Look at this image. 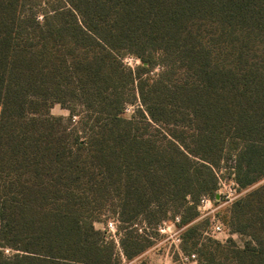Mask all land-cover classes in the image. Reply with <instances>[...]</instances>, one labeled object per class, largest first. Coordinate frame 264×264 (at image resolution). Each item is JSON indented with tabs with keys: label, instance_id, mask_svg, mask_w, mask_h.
Listing matches in <instances>:
<instances>
[{
	"label": "trees",
	"instance_id": "obj_1",
	"mask_svg": "<svg viewBox=\"0 0 264 264\" xmlns=\"http://www.w3.org/2000/svg\"><path fill=\"white\" fill-rule=\"evenodd\" d=\"M227 159L264 180V0H0V264H123L178 214L201 264H264V183L242 245L194 223Z\"/></svg>",
	"mask_w": 264,
	"mask_h": 264
},
{
	"label": "rangeland",
	"instance_id": "obj_2",
	"mask_svg": "<svg viewBox=\"0 0 264 264\" xmlns=\"http://www.w3.org/2000/svg\"><path fill=\"white\" fill-rule=\"evenodd\" d=\"M124 62L126 63L127 66L129 67H136L137 65L140 64V61L134 57H126L124 59ZM157 72V71H155ZM135 111V107L130 106L128 107V109L125 112V116L127 118H131L134 114ZM52 114L55 116H65L67 117L69 115V111L66 109H63L60 105H55L52 109ZM234 162L232 159H227L226 164H222L221 169L219 170V174L222 180V184L221 187L219 188L220 190L216 193V196L221 195V199H217L212 203L213 207V213H211L209 216L207 217H201L200 213L198 218L194 221V223H202L203 224V228L201 229L202 231V238H208L211 237L212 239L218 240L222 243H225L228 239H233L234 241H236L239 245L243 244V238H241L239 235L237 234H232L227 221L229 219V211L230 208L232 206V204L234 203V201H236L238 198H240L241 196L245 195L249 190H251L252 188H255L261 184L264 183V180H262L260 183H258L257 185H255L254 187L250 188V189H245V190H241L240 188H237V193H236V200H233V202H227V200L225 199L224 195L229 193L231 191V188H234V180H235V175H234ZM236 187V186H235ZM213 200V199H212ZM182 214H178L176 216H181ZM175 217V216H174ZM174 217H170L167 221H172L174 219ZM215 217L216 220H219L221 223L224 224V232L220 233V234H213L211 233V230L209 228L210 226V219ZM115 220L114 218L108 217L105 219V221L103 223H97L96 227L98 229H102L105 230V227L107 225L108 222ZM208 220V223H207ZM139 228L142 227V224L139 223V225H137ZM180 228L182 229L181 232V237L183 235V233L186 231L187 227L181 224L179 225ZM148 235L153 236L152 239L154 240V245L149 248L146 252H144L141 256H139L137 259L133 260V261H126L125 259L123 260V264H174V262L177 261L178 259V255L173 254V246H171V240L167 239V236L159 234L156 230L155 232L152 231L150 228L147 231ZM157 233V235L155 234ZM182 245H183V240H182ZM186 247H188V249H190V241L187 242V244H185ZM183 252L185 254H190L191 252H189V250H184L183 247H181ZM191 250V249H190ZM192 251V250H191ZM192 253H196V252H192Z\"/></svg>",
	"mask_w": 264,
	"mask_h": 264
},
{
	"label": "built area",
	"instance_id": "obj_3",
	"mask_svg": "<svg viewBox=\"0 0 264 264\" xmlns=\"http://www.w3.org/2000/svg\"><path fill=\"white\" fill-rule=\"evenodd\" d=\"M221 184H222V180L220 178L219 188L221 187ZM233 184H234V188H231V191L224 195L227 202H233V200H236V198L238 197V196L236 197V193H237V188H239V185L237 184L235 180ZM219 188L217 192L220 190ZM219 199H221V195ZM213 202L214 200H212V198L209 196L202 197L199 207H198L201 217H207L211 213H213V210H212ZM209 221H210L209 228L211 230V233L220 234L224 232V224L221 223L219 220H216L215 217L211 218ZM118 224L119 222L116 219L108 222L105 227V231L107 232L108 238L115 243L117 249L121 252V247H120L121 233L118 231ZM180 224H181V217L175 216L172 221L165 220L161 222L157 226L156 231L159 234H162V235L165 234V236H167V239L171 240V246H173V249H174L173 254L177 253L178 255V259L176 262H174V264H201L197 253L185 254L183 252L181 248L182 247V237H181L182 229L179 226ZM140 232H142V229H140ZM6 253H9V250H6Z\"/></svg>",
	"mask_w": 264,
	"mask_h": 264
},
{
	"label": "water",
	"instance_id": "obj_4",
	"mask_svg": "<svg viewBox=\"0 0 264 264\" xmlns=\"http://www.w3.org/2000/svg\"><path fill=\"white\" fill-rule=\"evenodd\" d=\"M216 198L219 199V195H217Z\"/></svg>",
	"mask_w": 264,
	"mask_h": 264
}]
</instances>
